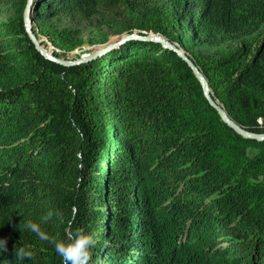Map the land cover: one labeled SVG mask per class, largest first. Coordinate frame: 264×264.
<instances>
[{"label":"trees","instance_id":"trees-1","mask_svg":"<svg viewBox=\"0 0 264 264\" xmlns=\"http://www.w3.org/2000/svg\"><path fill=\"white\" fill-rule=\"evenodd\" d=\"M166 1L143 13L140 0L33 7L39 19L86 22L100 8H125L133 24L123 32L177 45L230 118L264 133V0ZM11 2L27 4L0 5ZM37 27V38L65 55L84 45ZM198 45L227 51L199 53ZM249 146L262 153L249 159ZM29 221L50 241L21 227ZM73 222L95 236L90 264H264V143L230 129L188 65L159 43L131 40L64 67L37 51L23 20L1 23L0 229L10 236L0 264H47L57 254L51 240ZM21 244L31 259H17Z\"/></svg>","mask_w":264,"mask_h":264},{"label":"rangeland","instance_id":"rangeland-1","mask_svg":"<svg viewBox=\"0 0 264 264\" xmlns=\"http://www.w3.org/2000/svg\"><path fill=\"white\" fill-rule=\"evenodd\" d=\"M140 1L141 2L137 4V8H135L134 4H132V7L135 8V10L137 9L138 13H143L145 8L158 7L164 1L165 4L168 3L166 0H158L157 2L152 4L148 3V1H144V2L143 0ZM131 3H136V1H133ZM27 5H28V0L26 7ZM26 7L21 9L19 6H15L13 2L8 4H1L0 24L10 21L21 22L23 20L24 22ZM124 9L125 8L122 9L100 8L98 13L95 14V16L93 17V20H91L90 22H86V21L73 19L67 16H54L47 19H39L40 17H37L33 7V11L31 13V19L33 20V28L38 29L37 25L39 24V22H41L44 26L50 28L53 31L66 33L71 38L83 39L84 45L80 49L74 51L73 53L65 55L64 52L57 50L47 38L43 36L38 37L39 41H41V44L43 43L42 45L43 48L53 57L63 60H75L84 56H88L94 53L95 51H97L99 48H102L107 43L112 41L113 42L118 41L122 36L127 34L126 32H123L124 27H131L133 23L130 20L131 18L127 16V13ZM151 12H154V10L151 9ZM105 36H107V43L102 44L101 42ZM122 45L123 44L116 47L115 49L120 48ZM196 50L199 53L222 55L226 53L227 48L225 46L214 47L209 45H198L196 47ZM258 143L263 144L264 142H258ZM246 153L249 159H255L262 153V149L258 148L257 146H249L246 150ZM256 180L258 184H261L263 182L261 179L259 180V178H257ZM70 227L71 230L75 232L76 225L74 224V222ZM3 234L5 236H10V233L4 232L3 230L0 229V239H5ZM62 239H66L65 230ZM60 263H63V260L58 254L54 255V257L47 262V264H60Z\"/></svg>","mask_w":264,"mask_h":264},{"label":"water","instance_id":"water-1","mask_svg":"<svg viewBox=\"0 0 264 264\" xmlns=\"http://www.w3.org/2000/svg\"><path fill=\"white\" fill-rule=\"evenodd\" d=\"M33 4H34V0H28V5L25 9V15H24L25 28H26V32L28 34L29 39L34 44L37 51L45 59L50 60L64 67H73V66H78V65H82V64H86L91 61H94L97 58L108 54L111 50H114L116 47L120 46L121 44H124L131 40L150 41V42L159 43L163 46V48L175 52L177 56L188 65V67L191 69L194 76L200 82L202 89H203V94H204L205 99L208 101L211 107H213L217 111L222 121L230 129H232L234 132H236L239 136L243 137L244 139L264 142V133L250 132L246 130L245 128L241 127L238 123H236L233 119L230 118L228 113L212 97L209 83L205 75L199 69V67H197V65L185 54V52L182 49H180L177 45H173L161 35L153 34V33H150L146 36H142L138 33L126 34L122 36L120 40L115 41V42L113 41L109 42L106 45H104L102 48H99L97 51H95L94 53L88 56H84V57H81L75 60L57 59L43 48L41 41H39V39L34 33L33 20L31 19V13L33 11Z\"/></svg>","mask_w":264,"mask_h":264},{"label":"clouds","instance_id":"clouds-1","mask_svg":"<svg viewBox=\"0 0 264 264\" xmlns=\"http://www.w3.org/2000/svg\"><path fill=\"white\" fill-rule=\"evenodd\" d=\"M53 215V212H48L42 217L43 222L47 223L50 221ZM21 227L36 233L41 241H50L49 235L37 223L29 221L25 224L23 222ZM65 234L66 239L51 240L54 243L56 253L62 258L63 264H90L92 260L91 250L96 243L94 234H87L82 229L73 232L70 226L65 229ZM7 244V239H0V250L6 252L8 250ZM29 248L30 246H16L15 255L17 259H31L33 252Z\"/></svg>","mask_w":264,"mask_h":264}]
</instances>
